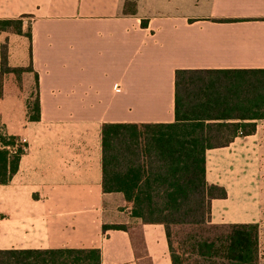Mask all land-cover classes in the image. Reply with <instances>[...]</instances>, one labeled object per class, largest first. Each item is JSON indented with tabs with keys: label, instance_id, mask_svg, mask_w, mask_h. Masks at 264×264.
Segmentation results:
<instances>
[{
	"label": "crops",
	"instance_id": "obj_1",
	"mask_svg": "<svg viewBox=\"0 0 264 264\" xmlns=\"http://www.w3.org/2000/svg\"><path fill=\"white\" fill-rule=\"evenodd\" d=\"M21 17L22 34L0 31V62L6 45L8 66L29 69L5 75L0 97V135L15 139L0 150L25 141L0 184V251L172 264L164 226L103 192L101 127L136 125L173 143L185 123L175 117L176 71L264 70V0H0V20ZM216 123L229 129L205 151V180L226 197L211 200L210 222L260 226L264 118Z\"/></svg>",
	"mask_w": 264,
	"mask_h": 264
},
{
	"label": "trees",
	"instance_id": "obj_2",
	"mask_svg": "<svg viewBox=\"0 0 264 264\" xmlns=\"http://www.w3.org/2000/svg\"><path fill=\"white\" fill-rule=\"evenodd\" d=\"M0 20V31L22 34L23 19ZM30 38V35L27 34ZM29 69L10 68L7 47H1L0 97L7 74L17 79ZM38 119V102L33 106ZM175 117L185 122L172 142L140 133L131 124L101 127L102 188L122 193L132 203L131 217L164 226L172 264H259L257 224L213 225L210 202L223 199V188L205 180V151L223 146L226 129L216 121L234 117L264 118V70L176 71ZM3 147H14L15 139L0 135ZM22 150H0V184L18 169ZM164 188L156 191L155 188ZM205 230L193 235L189 249L177 243L173 228ZM107 227H103L106 229ZM124 230L125 226H112ZM209 230H215L210 233ZM0 264H101L99 250H10L0 251Z\"/></svg>",
	"mask_w": 264,
	"mask_h": 264
},
{
	"label": "rangeland",
	"instance_id": "obj_3",
	"mask_svg": "<svg viewBox=\"0 0 264 264\" xmlns=\"http://www.w3.org/2000/svg\"><path fill=\"white\" fill-rule=\"evenodd\" d=\"M24 23L29 22L28 19L22 20ZM210 233H215V230H209ZM205 230L194 229L191 230L186 227H177L173 228V235L176 242L181 244L183 243V249L188 250L189 244L187 243L189 239L195 235L197 236H205ZM259 264H264V207L261 209V224L259 226Z\"/></svg>",
	"mask_w": 264,
	"mask_h": 264
},
{
	"label": "built area",
	"instance_id": "obj_4",
	"mask_svg": "<svg viewBox=\"0 0 264 264\" xmlns=\"http://www.w3.org/2000/svg\"><path fill=\"white\" fill-rule=\"evenodd\" d=\"M114 90H115V91H118V87L115 86ZM24 143H25V141H23L22 144H21L20 146H18V148H16V149H17V150L20 149V150L23 151V144H24Z\"/></svg>",
	"mask_w": 264,
	"mask_h": 264
}]
</instances>
